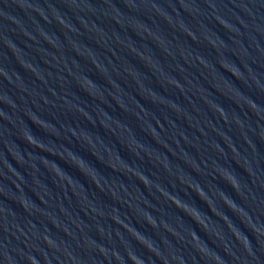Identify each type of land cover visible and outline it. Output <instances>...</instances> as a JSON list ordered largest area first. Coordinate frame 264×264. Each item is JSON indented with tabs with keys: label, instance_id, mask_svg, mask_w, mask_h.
Returning a JSON list of instances; mask_svg holds the SVG:
<instances>
[{
	"label": "water",
	"instance_id": "water-1",
	"mask_svg": "<svg viewBox=\"0 0 264 264\" xmlns=\"http://www.w3.org/2000/svg\"><path fill=\"white\" fill-rule=\"evenodd\" d=\"M0 264H264V0H0Z\"/></svg>",
	"mask_w": 264,
	"mask_h": 264
}]
</instances>
